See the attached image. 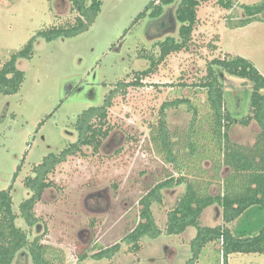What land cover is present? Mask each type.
<instances>
[{
	"label": "rangeland",
	"instance_id": "obj_1",
	"mask_svg": "<svg viewBox=\"0 0 264 264\" xmlns=\"http://www.w3.org/2000/svg\"><path fill=\"white\" fill-rule=\"evenodd\" d=\"M152 1L160 3L103 0L102 11L89 31L48 42L38 35L76 24L80 13L72 0H0V71L13 54L37 38L33 59H20L17 64L25 72L20 92L0 96V191L13 186L18 216L22 202L33 195L26 182L35 177L34 169L49 154L60 155L78 140L75 124L83 111L103 105L110 91L120 89L103 128L108 136L102 139L101 148L84 147L49 175L47 181L53 186L35 208L38 226L29 227L21 217L17 220L31 242L41 237V244L55 250L63 264H77L82 255L88 256L83 264H187L197 230L189 228L179 236L166 234L168 215L184 195L185 185L164 190L163 203L152 206L163 231L160 238L142 239L139 249L123 241L140 222L141 199L157 184L180 176L154 142L162 118L175 154L188 166L192 160L186 141L194 112L186 104L163 109L164 105L189 100L199 120L209 121L208 89L201 85L215 59L243 57L264 76V16L246 27L230 29L228 25L244 18L242 4L263 0H234L230 10L218 0H202L189 49L172 53L152 74L142 77L152 59L160 57L158 42L168 36L179 38L174 7L166 8L158 21L146 18L132 25ZM138 79L141 86L119 87ZM220 83L227 109L239 117L250 115L253 84L223 69ZM205 127L202 133L209 124ZM259 133L253 121L246 127L233 126L229 136L234 143L252 146ZM204 139L202 145L207 144ZM204 160L202 167L209 171L206 180L215 173L213 164ZM213 182L216 194L220 181L215 178ZM249 222L244 215L227 226L234 233L250 230L263 223L262 214H254V225L248 226ZM201 225H225L223 210L218 206L207 209ZM118 244L120 252L112 259L93 258L100 248ZM221 249V244H209L196 264H224ZM15 264H33L29 252H21ZM227 264H264V254H232Z\"/></svg>",
	"mask_w": 264,
	"mask_h": 264
},
{
	"label": "trees",
	"instance_id": "obj_2",
	"mask_svg": "<svg viewBox=\"0 0 264 264\" xmlns=\"http://www.w3.org/2000/svg\"><path fill=\"white\" fill-rule=\"evenodd\" d=\"M74 9L80 13L73 27L53 28L41 32L38 36L46 41L52 42L59 38H74L87 31L96 22L101 10L102 0H72ZM159 4L152 1L144 12L138 15L132 25H136L143 19L151 18L158 21L166 12V8H175V18L180 24L179 38L168 36L165 40L158 42L160 57L157 61L152 59L151 68L142 73V77H148L154 72V68L166 60L172 53L188 50L193 39V33L198 22V8L202 0H158ZM234 0H218L225 9L234 8ZM244 18L236 22H230V29L246 27L254 22L262 21L264 16V0L258 4H242ZM153 10L150 14L149 11ZM133 27V26H132ZM129 31V30H128ZM37 38L31 39L21 51L13 54L12 59L0 71V96L16 95L20 92L25 81V72L18 68L20 59L31 60L35 54V43ZM222 69L229 75L248 80L253 84L251 92L250 115L239 117L229 111L225 103V91L220 83ZM141 80L133 83L122 84L121 88L141 86ZM201 86L208 89V117L200 121L198 110L185 99L165 104L163 109L178 107L182 104L189 106L194 112L192 129L187 135L186 148L189 149V166L179 159L175 154V144L171 140L166 121L162 118L158 129V137L154 142L165 154L168 163L173 164L179 171L178 178H170L157 184L141 199L142 206L140 222L124 238V243L133 245L139 249V243L144 238L157 240L163 235L158 227L152 212L155 203L162 204L164 200L163 191L185 185L186 191L168 215L166 234L168 236H179L189 228H195L197 234L191 242L192 258L187 264H196L201 258L204 249L211 243L221 244L223 263L227 264L232 254H264V76L255 65L240 56H227L224 59L213 60L208 68L206 82ZM120 89L110 91L104 104L91 107L83 111L77 118L75 124L78 140L60 155L49 154L35 169V177L26 182L27 188L33 192L32 197L20 205V216L14 212L12 187L0 191V264H15L18 255L28 251L32 257L33 264H63V259L57 256V252L47 245L41 244V237L30 241L26 232L18 227L17 220L21 217L26 224L33 228L38 226L35 208L43 198L47 189L53 185L47 181L49 175L55 169L65 163L71 156L81 153L84 147H92L98 151L102 146V139L108 136L104 131L109 110L113 106L114 99L119 95ZM255 121L260 133L252 146H244L231 141L229 131L235 125L249 126ZM209 124L207 132L205 125ZM205 138L202 145L200 140ZM204 159L213 164L212 178L206 179L209 174L202 167ZM186 170V171H184ZM226 171L223 177L221 173ZM19 173L14 175L17 179ZM215 178L220 181V190L212 192ZM218 206L223 210L225 225L216 227H203L201 217L206 209ZM262 214L263 223L252 226L250 230L244 229L234 233L227 225H232L240 217L246 215L250 222L248 226L254 225V214ZM247 226V224L245 225ZM121 245L110 248H100L93 258L101 261L112 259L120 252ZM50 254L51 257L47 255ZM88 259L82 255L77 264H83Z\"/></svg>",
	"mask_w": 264,
	"mask_h": 264
},
{
	"label": "flooded vegetation",
	"instance_id": "obj_3",
	"mask_svg": "<svg viewBox=\"0 0 264 264\" xmlns=\"http://www.w3.org/2000/svg\"><path fill=\"white\" fill-rule=\"evenodd\" d=\"M102 1H103V0H102ZM72 4H73V1H72ZM73 6H74V5H73ZM102 6H103V5H102ZM101 11H102V10H101ZM100 13H101V12H100ZM98 17H99V16H98ZM96 21H97V20H96ZM95 23H96V22H95ZM95 23H94V24H95ZM213 207H214V206H213ZM208 209H209V208H208ZM206 210H207V209H206ZM206 210H205V211H206ZM203 214H204V213H203Z\"/></svg>",
	"mask_w": 264,
	"mask_h": 264
},
{
	"label": "water",
	"instance_id": "obj_4",
	"mask_svg": "<svg viewBox=\"0 0 264 264\" xmlns=\"http://www.w3.org/2000/svg\"><path fill=\"white\" fill-rule=\"evenodd\" d=\"M234 115H235V114H234ZM237 115H238V113H237ZM237 115H236V116H237Z\"/></svg>",
	"mask_w": 264,
	"mask_h": 264
}]
</instances>
